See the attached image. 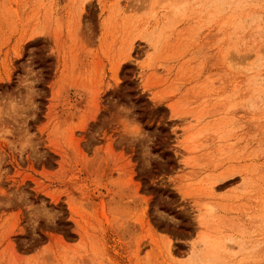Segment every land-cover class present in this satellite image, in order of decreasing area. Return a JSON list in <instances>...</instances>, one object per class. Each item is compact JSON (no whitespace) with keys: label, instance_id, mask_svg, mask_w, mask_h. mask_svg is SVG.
<instances>
[{"label":"rangeland","instance_id":"374dc122","mask_svg":"<svg viewBox=\"0 0 264 264\" xmlns=\"http://www.w3.org/2000/svg\"><path fill=\"white\" fill-rule=\"evenodd\" d=\"M0 264H264V0H0Z\"/></svg>","mask_w":264,"mask_h":264}]
</instances>
